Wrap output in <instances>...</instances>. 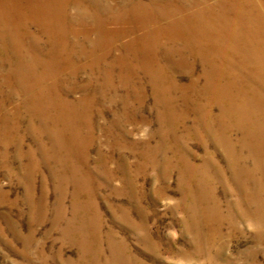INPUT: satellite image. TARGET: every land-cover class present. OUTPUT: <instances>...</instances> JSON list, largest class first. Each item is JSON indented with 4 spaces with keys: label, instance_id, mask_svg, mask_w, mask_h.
<instances>
[{
    "label": "bare ground",
    "instance_id": "obj_1",
    "mask_svg": "<svg viewBox=\"0 0 264 264\" xmlns=\"http://www.w3.org/2000/svg\"><path fill=\"white\" fill-rule=\"evenodd\" d=\"M30 1L34 0H0V83L3 86L15 81L17 86V70L31 78L29 92L33 101L24 99L23 102L25 110L31 114L27 113V128L38 135L47 134L50 146L38 141L37 151L42 161L52 159L60 166L50 171L57 189L64 190L66 181L74 183L77 190L91 187L92 175L85 169L90 146L96 140L95 123L90 121L93 106L108 99L106 91L117 90L119 85L126 87L127 96L132 93L134 98L143 100L141 96L146 88L138 82L139 72H142L150 79L159 125L167 130L166 135L174 133L179 148L166 163L169 168L177 169L180 187L193 197L198 196L204 205L211 196V192L208 193L211 181L223 179L222 175L228 172L229 181L238 193L236 206L241 207L247 219H257L250 207H257L256 214L262 212L264 196V0H149L146 5L153 10L144 3L134 5L132 0H124L120 8L104 0H91L89 6L83 5L81 0H61L56 3L60 26L58 43L65 44V50L46 52L34 49L29 52L18 44L27 40L31 47L39 46L40 36L22 30L31 21L38 24L41 36L49 33L41 24L49 16L42 14L41 4L37 2L34 8ZM131 8L137 12H132ZM222 33L225 34L220 37ZM49 43L56 46L53 38ZM26 55L29 60L25 59ZM189 56L193 57L192 61ZM81 59L85 60L84 64L78 63ZM7 61L14 66V71L4 72ZM191 62L201 64L202 72L196 73ZM35 63L44 66L46 71L36 79L31 76ZM116 65L121 68L118 74ZM67 69H70L69 76L64 81L60 75ZM82 69L95 75V83L88 79L84 84L85 89H94L93 94H83L75 100L60 98L63 88L67 92L81 88L73 79ZM175 70L187 75V82L181 83L170 74ZM245 72L262 79L257 84L232 80ZM43 94L56 99L61 105L59 113L52 114L53 108L44 107ZM6 101L7 98L0 97L1 113ZM123 108L125 112L128 110L125 99ZM20 109L16 107L11 113L0 114V141L5 144L6 130L10 126L17 130L20 125ZM191 114L194 115L193 125L187 127V137L203 143L207 152L203 168H213V175L197 174L198 167L186 156L183 138L175 135ZM118 118L117 115L112 120V128L119 126ZM35 119L39 121L37 127ZM104 131L105 142L110 144L108 137L113 133ZM125 134L124 131L113 134L115 143ZM208 143L223 153L225 167L213 163L215 153L208 151ZM21 153L19 148L18 154ZM33 155H30L29 166L26 165L29 171L32 168L30 172L38 166L32 163ZM103 160L100 157L97 162L100 164ZM127 167V164L121 166L124 173ZM115 172L117 170L113 173L108 170L107 178ZM92 201L91 196L84 203L78 197L74 199L75 214L68 221L67 231L73 228L84 236L88 221L80 218L78 212L81 207L92 205ZM217 206L214 201L213 208ZM63 232L65 234V227Z\"/></svg>",
    "mask_w": 264,
    "mask_h": 264
},
{
    "label": "rangeland",
    "instance_id": "obj_2",
    "mask_svg": "<svg viewBox=\"0 0 264 264\" xmlns=\"http://www.w3.org/2000/svg\"><path fill=\"white\" fill-rule=\"evenodd\" d=\"M60 1H30L34 8L37 2L41 4L42 14L49 16L46 22L42 20L41 23L49 33L41 36V29L35 21L26 23L22 30L40 36V44L31 47L27 40H21L18 44L22 50H65V44L58 43L60 26L56 3ZM81 1L87 6L92 2ZM148 1L132 0L134 5H139V2L146 5ZM104 2H113L112 5L117 8L124 4V0ZM134 9L131 8V11L136 13ZM181 15L178 14V17ZM210 37L212 39L211 33ZM52 38L56 46L49 43ZM25 59L29 60V55ZM189 60L192 61L193 57L189 56ZM78 63L84 64L85 60L81 59ZM191 63L196 73L202 72L201 64ZM4 67V72L14 71V66L8 61ZM44 68L35 63L31 76L35 79L38 75L44 76ZM120 69L116 65L117 74ZM69 70L60 75L64 81L69 76ZM170 74L181 83L187 82V75L180 70ZM139 75L138 82L146 88L141 96L143 100L134 98L132 93L127 96L126 87L119 85L117 90L106 91V96L112 100L104 98L93 106L90 121L95 123L93 133L96 140L90 146L85 169H89L92 175L89 178L91 187L85 191L77 190L74 183L68 181L64 190L57 189L56 179L50 171L58 170L60 166L52 159L42 161L41 155H38V141L47 143V147L50 145L47 134L38 135L27 128L29 117L23 102L24 99L33 101L29 92L33 83L31 78L17 70V86L15 81L3 86L0 83V97L7 98L0 114L11 113L17 107L21 108L18 114L22 117L17 130L11 126L6 130L7 143L0 141V264H264V196L262 212L256 214L257 207H250L257 219L249 220L239 209L241 207L236 206L238 193L229 181L228 172L222 175L223 179L211 181L208 190L211 196L207 197L204 205L198 196L193 197L189 191L182 189L177 169L169 168L166 163L179 150L174 133L169 132L167 136V130L159 125L158 106L149 76L142 72ZM94 76L90 70L82 69L73 79L81 88L74 92L63 88L60 98L75 100L83 94L92 95L94 89H85L84 84L88 79L94 82ZM261 79L250 72L232 78L235 82L247 81L251 84H257ZM41 96L45 108H53L55 111L50 110L52 114L59 113L61 105L53 96ZM124 99L126 112L123 110ZM214 111L218 112V109ZM117 115L120 117L119 126L115 129L111 122ZM193 119L191 114L184 121L185 126L180 124L175 135L183 138L186 156L198 167L197 174L213 175V168H203L207 158L203 143L187 137V127L193 125ZM34 122L37 127L39 121L35 119ZM104 130L113 134L124 131L126 134L118 139L117 144L113 134L109 135V144L105 142L107 135ZM233 136H237L235 132ZM208 145V151L215 153L213 163L225 167L223 153L214 144ZM19 148L21 154H18ZM32 153V163L38 166L30 172L32 168L29 171L27 166ZM100 157L104 160L99 164ZM124 164L128 165L126 173L121 169ZM108 170L117 172L107 178L110 174ZM90 196L93 198L92 205L81 207L78 212L80 218L88 221L84 236L73 228L67 231L68 221L75 214L74 199L78 197L84 203ZM214 201L217 208H213Z\"/></svg>",
    "mask_w": 264,
    "mask_h": 264
}]
</instances>
